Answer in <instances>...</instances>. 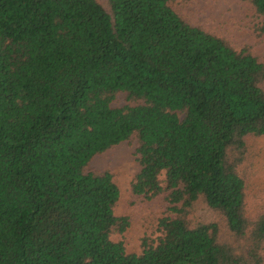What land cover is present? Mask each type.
<instances>
[{
    "label": "trees",
    "instance_id": "trees-1",
    "mask_svg": "<svg viewBox=\"0 0 264 264\" xmlns=\"http://www.w3.org/2000/svg\"><path fill=\"white\" fill-rule=\"evenodd\" d=\"M241 1L263 37L264 0ZM187 2L0 0V264H264L247 205L264 62ZM130 141L131 201L164 198L138 254L118 184L90 167Z\"/></svg>",
    "mask_w": 264,
    "mask_h": 264
},
{
    "label": "rangeland",
    "instance_id": "rangeland-1",
    "mask_svg": "<svg viewBox=\"0 0 264 264\" xmlns=\"http://www.w3.org/2000/svg\"><path fill=\"white\" fill-rule=\"evenodd\" d=\"M98 1L104 3L105 0ZM183 16L192 25L226 39L236 48L244 43L252 44L255 55L264 62V36L257 39L253 31L259 20L241 0H188ZM124 105L126 101L122 94L112 104L114 107ZM135 149V141L121 143L96 157L90 165L97 171H109L120 188L116 215L127 217L129 221L125 233L128 254L140 252L141 238L155 229L164 213L163 197L145 203H133L130 199V182L139 171ZM252 149L253 162L247 176V205L250 211L260 212L264 211V138L256 140Z\"/></svg>",
    "mask_w": 264,
    "mask_h": 264
}]
</instances>
